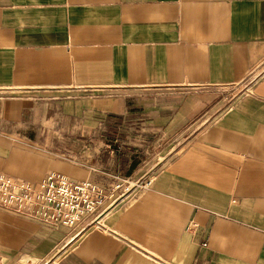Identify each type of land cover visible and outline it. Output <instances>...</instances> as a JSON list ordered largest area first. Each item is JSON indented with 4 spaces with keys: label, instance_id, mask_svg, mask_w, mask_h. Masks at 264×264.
Here are the masks:
<instances>
[{
    "label": "crops",
    "instance_id": "1",
    "mask_svg": "<svg viewBox=\"0 0 264 264\" xmlns=\"http://www.w3.org/2000/svg\"><path fill=\"white\" fill-rule=\"evenodd\" d=\"M0 173L149 182L0 264H264V0H0Z\"/></svg>",
    "mask_w": 264,
    "mask_h": 264
},
{
    "label": "built area",
    "instance_id": "2",
    "mask_svg": "<svg viewBox=\"0 0 264 264\" xmlns=\"http://www.w3.org/2000/svg\"><path fill=\"white\" fill-rule=\"evenodd\" d=\"M148 184L117 185L112 191L118 193L114 197L90 181L73 182L60 174L51 173L32 184L0 173V207L55 226L73 227L104 208L107 200L112 199L111 203L124 200L146 189Z\"/></svg>",
    "mask_w": 264,
    "mask_h": 264
},
{
    "label": "rangeland",
    "instance_id": "3",
    "mask_svg": "<svg viewBox=\"0 0 264 264\" xmlns=\"http://www.w3.org/2000/svg\"><path fill=\"white\" fill-rule=\"evenodd\" d=\"M142 148L143 147H139V145L136 144V143L134 145H129L128 146L129 151L127 150V152H128V156H129V159L131 160L132 164H137L139 162L141 163V161L144 159V156L145 157L147 156V155L142 154V152H140V150ZM107 150H109V149H107ZM122 172L126 173V170H122ZM134 182H136V180L130 179L128 181V183H134Z\"/></svg>",
    "mask_w": 264,
    "mask_h": 264
}]
</instances>
